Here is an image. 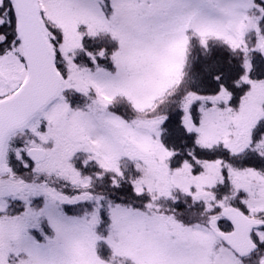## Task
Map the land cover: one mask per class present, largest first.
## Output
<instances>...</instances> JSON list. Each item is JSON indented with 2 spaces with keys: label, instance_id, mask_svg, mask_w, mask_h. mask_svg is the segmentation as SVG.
Segmentation results:
<instances>
[{
  "label": "snow or ice",
  "instance_id": "6c2138e0",
  "mask_svg": "<svg viewBox=\"0 0 264 264\" xmlns=\"http://www.w3.org/2000/svg\"><path fill=\"white\" fill-rule=\"evenodd\" d=\"M0 264H264V0H0Z\"/></svg>",
  "mask_w": 264,
  "mask_h": 264
}]
</instances>
